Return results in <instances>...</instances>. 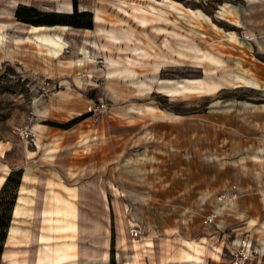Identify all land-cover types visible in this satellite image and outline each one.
<instances>
[{
	"label": "rangeland",
	"instance_id": "obj_1",
	"mask_svg": "<svg viewBox=\"0 0 264 264\" xmlns=\"http://www.w3.org/2000/svg\"><path fill=\"white\" fill-rule=\"evenodd\" d=\"M7 1L0 0V12L12 11ZM72 1L74 11L88 13L79 20L86 29L93 22L95 8L104 9L108 21L126 20L113 7L122 3L176 20L186 29L218 42L216 45L226 55H234L231 70L235 85L207 94L202 70L167 68L159 74L152 94L137 97L134 87L123 81H116L111 92L106 78L111 68L106 58L124 59L125 55L101 53L95 42H106L97 35L91 38L94 49L87 46L91 53L83 49L77 53L82 45L79 40L85 39L81 33H67L70 48L56 61L61 73L75 76L72 70L78 67H70L69 61L76 59L81 64L91 56L81 75L90 84L86 88L95 89L90 91L94 101L89 108L101 102L109 108L99 123H94L87 113L90 132L93 125H104L108 117L112 127L109 138L123 140L116 146L119 157L112 148L109 150L110 181L77 183L78 207L73 201L75 195H50L52 190H44L50 186L45 177H31L34 168L29 165L37 161L38 155L32 152H38L41 144L28 145L16 130L36 123L33 112L39 103L35 100L44 98L45 92L37 86L33 92L26 91L17 83V66H5L0 79V264H132L134 260L135 264H232V256L241 251L250 257L246 264H264V0ZM65 3L70 1L24 0L14 9L12 20L1 16L0 57L17 60L30 45L44 49L34 43L18 47L10 42L4 44L6 24L23 23L16 17L18 8L25 17L39 21L36 13L23 9L67 14ZM232 8L239 10L240 20L233 18L236 11ZM128 21L138 32L143 31L134 21ZM103 27L114 28L110 23ZM9 33L16 34L15 30ZM248 34L255 39L248 38ZM239 38L250 43L249 55L238 53L245 45ZM162 41L164 36L157 38L159 45ZM203 48L210 49L208 45ZM150 69L140 70V78L150 82L154 77ZM37 78L31 76L34 82ZM140 108L143 113L139 115ZM148 108L176 117L155 118ZM89 138L91 141V135ZM92 141L95 153L101 146L108 152V140ZM21 167L28 169L26 183L33 181L37 187H22L13 218L19 173L9 178L7 175ZM44 208L50 211L48 225L40 213ZM209 215L217 216L212 226L204 224ZM13 219L14 226L9 230ZM47 226L52 229L48 231ZM134 229L138 236L133 235ZM41 233L45 237L43 244L37 241ZM189 257L192 259L186 260ZM207 258L210 261H204Z\"/></svg>",
	"mask_w": 264,
	"mask_h": 264
},
{
	"label": "crops",
	"instance_id": "obj_2",
	"mask_svg": "<svg viewBox=\"0 0 264 264\" xmlns=\"http://www.w3.org/2000/svg\"><path fill=\"white\" fill-rule=\"evenodd\" d=\"M23 1L19 3L18 0H8L6 4L12 8V11L8 12L7 10H3L0 12V17L5 16L6 18L8 17L9 20H12L14 18V9L18 5L20 6ZM68 1H70L73 10L71 13L67 14H72L74 12L75 3L72 0ZM58 6L59 5H57V8ZM232 9L236 11L235 16L232 17L240 20L239 10L237 8ZM79 12L81 13V10ZM58 13L63 12L58 10ZM9 22L15 23L16 25L12 28L6 27L7 32L5 35L9 34L24 38L33 37L36 44L42 43L39 41V39L43 36H47L55 40V44L52 46H45L42 43L41 46H43L44 49L34 46L36 49H38V51L34 47H30V45L28 50L23 49L22 56L18 57L17 60H10L8 58L3 59L0 57V79L3 78V68L5 66H11V64H15L18 70L17 83L21 87H25L27 89L26 91L29 89L33 92L35 86H37L43 89L45 92L44 98L35 100V103H39L37 106L38 109L33 112L34 115L37 116L36 123L30 122L25 126L38 133L39 143H37V145L40 146L41 144V147H39L40 150L38 152H32V154L38 155L36 157L37 161H34V164L29 165L34 168L33 171H30V175L32 178L45 177L47 179L46 182L50 183V186L44 190H52L49 192L50 195L51 193L53 194V192L60 193L65 197L72 194L75 195L73 201L79 207L78 195L80 192V184L77 183H80V181L88 182L94 180L110 181L108 174L112 164H110L109 150L112 148V151L115 152V154L119 157V148H116V146H119L120 142H123V140L120 141L117 139L115 141V138L112 140L109 138L112 132V127L109 125L110 121L108 120V117H105L106 119L104 125H93V128H91L90 132V126L87 123L90 119H86L85 116L88 113L89 106L94 101L92 98H90V91H94L95 89L86 88V86H90V84L87 82V79H85L86 76L81 77L85 71L84 69L86 67L87 61L81 64L76 62L75 67L77 66L78 68L72 70V73H74L75 76H67L69 74L63 75L61 73V66L56 63L59 58L64 57V50L69 48L62 45L61 41L59 40L60 38H65V35L67 34L65 30L66 28H70L73 31L68 33L76 34L77 36H79L81 33L82 37L85 39L79 40L82 45L78 47L77 53H80L82 49L86 53H91L88 51L87 46L93 48L90 45V43L93 41L91 38H98L95 36L97 25L94 19L89 29L75 28L67 25L35 26L13 21ZM31 27L35 29V33H31L29 30ZM23 28H26V30H23ZM12 30H15L16 34L9 33V31L11 32ZM88 33L91 35H88ZM224 33L226 34V32ZM93 34L94 37H91ZM5 37L6 36H4V44L6 45L7 43H5ZM239 39L245 42V39ZM246 39L248 38L246 37ZM95 43L99 45L97 42ZM249 44L245 42V45L240 47L238 53L249 55V53H251L249 52L250 49H248ZM14 46L18 47L16 45ZM48 49L53 52L52 55L47 52ZM34 75L38 76V78L35 79L37 80L36 82L31 80V76ZM79 83H81L82 86L79 85ZM1 84H3V82H1ZM22 96L23 94L21 93L19 97ZM33 108H35V104ZM15 109L17 108L15 107ZM24 121H26V119ZM24 121L23 124H25ZM85 132L89 133V135L86 137L83 136V133ZM90 135L91 141L89 138ZM95 138L99 141L104 139L108 140V146L106 148L108 152L102 151L103 146L100 147V151L97 153L94 152L95 145L92 139ZM32 159L34 158L30 157V160ZM14 172L19 173V183L17 186V198L12 209L13 218L15 208L18 205V199L21 195L22 187L24 185H26L29 189H34L37 187L33 181L26 183L25 177L28 174L27 168L21 167L20 169L11 171L8 173L7 178L11 177ZM67 182H76V184L69 185ZM105 191L108 197V191L106 189ZM44 209L41 210L40 213H43ZM12 226H14V219L12 221V225L9 226V230ZM40 236H42V233L37 237V241L39 243ZM7 242L10 243V241ZM175 257L178 258L179 255L177 254ZM191 259L192 257H189L186 260ZM194 259L197 261L199 260V257L198 259H196V257ZM208 260L209 259L207 258L204 261ZM106 261L107 258H105L104 262ZM178 261L182 260L179 259ZM133 263H135V260Z\"/></svg>",
	"mask_w": 264,
	"mask_h": 264
},
{
	"label": "bare ground",
	"instance_id": "obj_3",
	"mask_svg": "<svg viewBox=\"0 0 264 264\" xmlns=\"http://www.w3.org/2000/svg\"><path fill=\"white\" fill-rule=\"evenodd\" d=\"M113 7L127 17L128 20L134 21L143 31L138 32L137 29L130 26L127 19L118 18L116 21H108L104 9H94V21L97 25L95 31L96 35L106 42L102 45H96L97 49L101 53L112 54L113 52H118L119 55H125V57L123 56L124 59H121V57L117 59L113 57L106 58V62L111 68V71L106 75L109 91L113 92V84L116 83V81H123L134 87L137 97H144L153 93L154 84H157L158 76L164 69L185 67H193L194 69L204 72V85L207 94H215L221 91L225 86L235 85L234 72L231 70L234 64V55H226L224 51L222 52L220 47L216 45L218 42L210 41L195 31L186 29L176 20L150 12L142 7L129 8L123 3L113 4ZM65 8L67 13H71L73 10L71 3L66 4ZM127 8L129 9L127 10ZM105 23H110L114 28L110 30L104 28L103 25ZM15 25V23H7L6 27L12 28ZM117 27H119V29ZM148 28H150L151 33L148 32ZM23 30H26V28H23ZM29 30L31 33H35L33 27L29 28ZM65 30L67 33L73 32L70 28H66ZM5 36V43L10 42L16 46L31 43L36 44L31 37L24 38L9 34ZM160 36H164V41H162L161 45L157 43V38ZM247 36L251 38V40L255 39L253 34H248ZM59 40L62 45L70 48V44L65 38H60ZM39 41L45 46H52L55 44V40L47 36H43ZM42 43L38 44L42 45ZM203 45H208L210 49H204ZM47 52L50 55L53 54L50 49H48ZM85 60L89 62L91 56ZM77 61L76 59L70 60L69 66L75 67ZM147 68H151L150 70L154 74L150 82L140 78L143 73L139 71H143ZM219 72H221L222 75H219ZM148 109V112L155 118L159 117V115L167 119L176 117L173 114L165 112H160L159 114L155 108ZM142 113L143 109H138V114L140 115ZM37 197L38 192L36 194L35 206L37 204ZM44 198L46 202V195ZM43 214L44 221H46L48 225L51 222L50 211L44 209ZM253 222L254 221L250 222V225H253ZM51 229L47 226L48 231ZM31 237L32 232L30 239ZM44 241L45 237L42 234V236H40V243L43 244ZM248 247L251 249V242L248 244ZM133 248L135 249V245ZM44 254L47 259L50 258L48 253ZM38 263H40V259Z\"/></svg>",
	"mask_w": 264,
	"mask_h": 264
},
{
	"label": "built area",
	"instance_id": "obj_4",
	"mask_svg": "<svg viewBox=\"0 0 264 264\" xmlns=\"http://www.w3.org/2000/svg\"><path fill=\"white\" fill-rule=\"evenodd\" d=\"M108 112L109 108L103 102L95 104L88 109V113L91 115L90 118L94 123H99L103 117L108 114ZM16 133L25 143L37 147V142L39 141V135L37 132L33 131L29 127H21L17 128ZM216 218V215H209L206 217L204 224L207 226H212L215 224ZM138 234V231L134 229L133 235L138 236ZM249 258V255H247L244 251L238 252L232 256V264H246Z\"/></svg>",
	"mask_w": 264,
	"mask_h": 264
},
{
	"label": "trees",
	"instance_id": "obj_5",
	"mask_svg": "<svg viewBox=\"0 0 264 264\" xmlns=\"http://www.w3.org/2000/svg\"><path fill=\"white\" fill-rule=\"evenodd\" d=\"M75 9H76V6H75ZM23 10L27 13H36V15L39 18H41V20L34 21V20H31V18L25 17V15L21 13V10L19 8L16 12L17 19L23 23H27V24H31L35 26L70 25L75 28H83V26L79 23V20L88 16L87 12L78 13L76 12V10L72 14L40 13V12H37L35 9L28 8V7H25ZM2 245L0 246V256L3 253Z\"/></svg>",
	"mask_w": 264,
	"mask_h": 264
}]
</instances>
